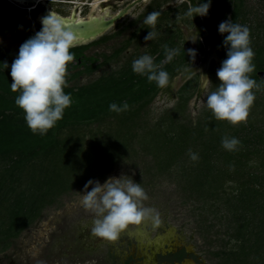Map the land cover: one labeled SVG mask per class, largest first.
<instances>
[{
  "label": "trees",
  "instance_id": "obj_1",
  "mask_svg": "<svg viewBox=\"0 0 264 264\" xmlns=\"http://www.w3.org/2000/svg\"><path fill=\"white\" fill-rule=\"evenodd\" d=\"M1 1L5 6L0 15L12 7L8 0ZM245 1L234 0L230 17L249 26L251 38L259 31V39L251 40L256 71L249 75L260 88L253 89L256 99L247 120L236 125L217 120L208 106L195 119L190 117L194 78L180 88L174 107L155 122L144 123L143 116L150 112L148 107L163 88L146 76L122 70L65 88L72 94L73 103L65 109L63 119L46 135L34 134L23 109L15 103L19 92L10 87L11 64L18 54L0 44V249L8 247L10 240L42 216L45 208L60 205L65 194L83 188L89 179L102 178L142 150L152 155L163 173L176 172L180 176L177 181L190 197L207 207H218L228 217L232 232L224 246L214 252L221 264H264V110L259 109L264 106V80L258 76V71L264 70V23L254 27L248 22ZM228 6L229 0H219V9L209 18L212 34L226 19ZM16 17L0 20V35H16L22 29L30 32V38L34 28L41 29L39 22ZM226 35L215 43L221 61L227 58L223 44ZM71 51L76 59L68 66L70 79L84 72L91 74L103 65L96 63L97 57L90 62L84 46ZM192 58L186 53L183 60ZM164 69L170 74V82L181 70L176 71L173 63ZM216 73L214 63L209 71V94L220 84ZM124 101L128 110H109L112 102L122 105ZM109 118L116 123L106 131L92 130L89 140L86 127ZM225 136L236 137L241 144L234 151L226 150L221 143ZM190 150L198 154L196 160Z\"/></svg>",
  "mask_w": 264,
  "mask_h": 264
},
{
  "label": "clouds",
  "instance_id": "obj_2",
  "mask_svg": "<svg viewBox=\"0 0 264 264\" xmlns=\"http://www.w3.org/2000/svg\"><path fill=\"white\" fill-rule=\"evenodd\" d=\"M150 2L151 0H144L145 5ZM189 3L187 15L193 19V14L207 16L212 0H197L196 6H192L191 0ZM100 4L105 5L102 9L103 15L111 16L107 7L108 0H100L99 4L94 3L90 7L99 10ZM161 15L162 10H153L145 16L143 24L151 29L144 37L145 41L157 38L156 26ZM41 24V29L19 47L18 55L11 64L10 87L13 92H19L15 103L23 109L28 127L34 134L46 135L49 129L63 119L65 109L73 103L72 94L65 92V88L69 86L68 66L76 59L71 49L87 43V40L66 27V19L52 11L41 17ZM218 31L221 34L227 33L223 39L227 58L217 69L220 84L207 95L206 104L217 120H227L236 125L247 120L256 99L253 89L260 88L257 81L249 75L256 71L253 63L255 51L251 47V29L245 24L234 22L229 16L219 24ZM163 48L165 60L159 64L148 53L140 55L132 62L135 73L146 76L149 82L155 81L161 88L170 84V74L162 65L171 62L180 53V49L169 48L167 44ZM187 51L195 57V49ZM4 66L9 67L6 62ZM202 79L205 82L209 80L205 75H202ZM128 109L127 101L122 105L116 102L109 105V110L117 113ZM221 143L226 150L234 151L241 141L236 137L225 136ZM190 154L193 160L198 158V154L191 150ZM125 176L109 177L103 183L97 179H89L84 186L81 204L95 213L90 231L96 237L116 241L130 225H140L147 220L154 227H159L162 223L160 212L143 203L149 199L146 190L132 178L123 179ZM90 185L91 190H88Z\"/></svg>",
  "mask_w": 264,
  "mask_h": 264
},
{
  "label": "rangeland",
  "instance_id": "obj_3",
  "mask_svg": "<svg viewBox=\"0 0 264 264\" xmlns=\"http://www.w3.org/2000/svg\"><path fill=\"white\" fill-rule=\"evenodd\" d=\"M233 2L234 0H229V6L225 13L226 19L231 16ZM49 4L53 6L52 10H55V6L58 5V11L63 16L70 17L67 9L70 5L52 1ZM12 6L23 11H20L21 14L19 13L21 16H27L32 22H36L34 11L24 7L20 8L15 4ZM245 7L249 12L248 22L253 23L254 27L258 25V22L264 23V0H246ZM217 8L219 9V0H212L209 13L205 17L209 19ZM13 14L14 9L3 12V16L11 17ZM40 26L42 27V24ZM261 29L263 28L261 27ZM39 30L40 28H34V34ZM260 32L262 33V31ZM257 33H259L258 30L251 38L253 42L259 39ZM222 35L217 29L213 32L216 41H219ZM21 36H23L22 33ZM22 43L20 39L13 38L11 35H0V44L16 52L19 51ZM95 49L91 48L92 51ZM113 50V48L109 49V51ZM192 62L193 58L183 61L176 71L186 65L189 66ZM221 62V60H213L212 65L215 63L216 68L219 69ZM120 66L121 63L118 65L117 61L111 60L91 74L84 72L73 79L67 77L68 85L88 83L103 74H109L112 71L118 72ZM193 78L195 79L193 82L195 94L189 102L188 113L191 118L195 119L207 106L206 97L209 94L211 82L209 79L206 86L202 88L201 75L197 74ZM179 90L175 91L173 88L164 87L148 107L150 112L148 111L143 116V122L153 123L165 110L174 107L178 100ZM261 94L264 96V88ZM259 109L264 110V106ZM115 123L113 118H109L106 122H94L87 126L88 139L90 140L89 136L92 130L106 131L109 125L113 126ZM154 162L152 155L141 150L138 156L125 163L115 165L109 173L97 180L103 183L109 177L126 175L123 179L132 178L140 183L149 196V199L143 202L144 205L155 207L160 212L163 225L170 227L176 241L186 244L195 251L199 258V264H221V259L216 257L214 252L224 246L232 232L228 217L218 207H207V205L198 202L195 197H190L189 193L183 189V184L177 181L180 176L176 175V172L163 173ZM173 169L176 171V168ZM91 187L90 185L88 190H91ZM84 191V187L75 189L62 197L60 205L45 208L42 216L22 231L18 237L10 240L8 247L0 249V264H110L105 256L107 245L102 244L96 253L89 250L93 248L91 243L96 236L90 233L89 236L92 239L84 240L82 243L77 239L78 228L73 220L79 221V224L85 228L90 227L95 216L92 210L85 209L81 204ZM154 231L159 230L155 228ZM190 264L193 263L190 262Z\"/></svg>",
  "mask_w": 264,
  "mask_h": 264
},
{
  "label": "flooded vegetation",
  "instance_id": "obj_4",
  "mask_svg": "<svg viewBox=\"0 0 264 264\" xmlns=\"http://www.w3.org/2000/svg\"><path fill=\"white\" fill-rule=\"evenodd\" d=\"M64 3L70 5L69 15L72 19L82 20H101L102 18L109 20L114 16L119 15L125 8L138 0H108L107 7L111 11V16H104L102 9L105 5L100 4L99 10H94L90 7L92 4H99L100 0H44L50 11L62 15L56 9L52 10L49 2ZM25 9L29 10L27 4L21 3ZM190 7L189 0L177 2V0H151L148 5H145L144 0L138 1L134 6L118 20L106 28L97 37L92 38L84 46V54L92 62L93 57H97L96 63L105 64L111 60L121 63L118 72L122 70H132V62L144 53L155 56V62L160 63L165 60V52L163 45L167 44L169 48L180 49L179 55L173 60L162 65L163 68L173 63L174 68L181 66L184 61L188 49H195L196 54L193 57V62L187 66L190 67L196 61L198 54H203L204 45L201 38L190 39L188 30L193 29L195 24L193 19L187 15V10ZM153 10H162V15L158 19L156 31L158 36L152 41H145L144 37L151 30L150 26L143 24L145 16ZM36 13V22H39L38 16L42 11V7L33 9ZM79 15V16H77ZM63 17H66L65 15ZM206 29L216 43L213 34L208 30L209 19L203 16ZM39 24H41L39 22ZM26 33L25 37L28 39ZM31 37V36H30ZM96 48L94 51L91 48ZM113 48V51H109ZM183 60V61H182ZM212 65V63H211ZM210 65V69H211ZM184 67L183 69L187 68ZM181 69L179 73L183 70ZM209 69V71H210ZM200 75V73H198ZM178 75V74H177ZM176 75V76H177ZM171 85V86H170ZM172 87V81L167 86ZM174 90V89H173ZM78 228L77 239L80 243L84 240H91L90 227L83 228L79 221L73 220ZM72 222V223H73ZM159 231H154V229ZM89 236V237H88ZM102 244L107 245V260L110 264H199L197 253L189 248L186 244H180L176 241L174 233L171 232L169 226L161 225L154 227L150 220L143 222L140 225H130L127 230L123 231L116 241H110L105 238L95 237L92 239L89 249L96 253L98 247Z\"/></svg>",
  "mask_w": 264,
  "mask_h": 264
},
{
  "label": "water",
  "instance_id": "obj_5",
  "mask_svg": "<svg viewBox=\"0 0 264 264\" xmlns=\"http://www.w3.org/2000/svg\"><path fill=\"white\" fill-rule=\"evenodd\" d=\"M16 2H22L27 5L42 7V11L38 16V20L41 23V17L48 15L50 10L48 5L44 2V0H13ZM141 1V0H138ZM138 1L129 5L125 8L119 15L114 16L113 18L106 20L102 18L101 20H77L72 18L64 17L67 21L66 27L71 28L74 32H76L79 36L83 37L87 42L92 38L97 37L102 31L106 28H109L113 25L119 17H122L129 8L134 6ZM192 6L197 5V0H191ZM54 13V12H53ZM56 14V13H55ZM194 28L188 30V37L190 39H197L198 37L202 39L204 45L203 54H198L196 57V61L190 67L183 69L177 76H175L172 80L173 89L179 90L186 82L191 80L195 75L200 73V75H205L210 79L209 69L213 60H221L217 47L213 39L210 37L207 29L206 23L203 16L198 14H193ZM84 44V43H83ZM82 45V44H81ZM201 75V87L204 88L206 84L202 79ZM258 76L264 80V70L258 71Z\"/></svg>",
  "mask_w": 264,
  "mask_h": 264
},
{
  "label": "crops",
  "instance_id": "obj_6",
  "mask_svg": "<svg viewBox=\"0 0 264 264\" xmlns=\"http://www.w3.org/2000/svg\"><path fill=\"white\" fill-rule=\"evenodd\" d=\"M5 6V3L4 2H0V9H2L3 7ZM11 10V9H14V14H13V16H11V17H8V16H3V12H4V10ZM3 10V12L1 13V15H0V20L3 22L4 21V19L5 18H10V19H14V17L17 15V19H21V18H28L27 16H21L20 14L23 12L22 10H20V9H17L15 6H12V7H8V8H6V9H4ZM20 11H22V12H20ZM20 13V14H19ZM26 13V12H25ZM31 21V20H30ZM30 33L28 30H19V31H17L16 32V35H14L13 34V32H8V33H5L6 35L8 34V35H11L13 38H18V39H20V41L21 42H24L25 40H27L26 38L27 37H25V34L26 33ZM21 33L23 34V36H21ZM3 35V34H2ZM7 50H9L11 53H14V54H18V52H16V51H14V50H11V49H8L7 47H5Z\"/></svg>",
  "mask_w": 264,
  "mask_h": 264
},
{
  "label": "built area",
  "instance_id": "obj_7",
  "mask_svg": "<svg viewBox=\"0 0 264 264\" xmlns=\"http://www.w3.org/2000/svg\"><path fill=\"white\" fill-rule=\"evenodd\" d=\"M10 3H12V4H15V5H17L18 7H20V8H23V7H25L23 4H19L18 2H16V1H13V0H8ZM28 7V9L29 10H33V9H35L36 8V6H31V5H29V6H27ZM33 7V8H32Z\"/></svg>",
  "mask_w": 264,
  "mask_h": 264
},
{
  "label": "bare ground",
  "instance_id": "obj_8",
  "mask_svg": "<svg viewBox=\"0 0 264 264\" xmlns=\"http://www.w3.org/2000/svg\"><path fill=\"white\" fill-rule=\"evenodd\" d=\"M18 3H22V2H18ZM33 8V7H32ZM79 20H81V19H79Z\"/></svg>",
  "mask_w": 264,
  "mask_h": 264
}]
</instances>
